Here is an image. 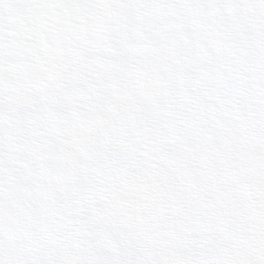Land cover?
<instances>
[{
    "label": "snow or ice",
    "instance_id": "6c2138e0",
    "mask_svg": "<svg viewBox=\"0 0 264 264\" xmlns=\"http://www.w3.org/2000/svg\"><path fill=\"white\" fill-rule=\"evenodd\" d=\"M0 264H264V0H0Z\"/></svg>",
    "mask_w": 264,
    "mask_h": 264
}]
</instances>
